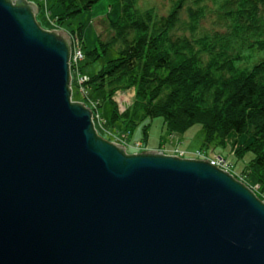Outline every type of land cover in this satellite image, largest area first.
I'll return each mask as SVG.
<instances>
[{"label": "water", "instance_id": "1", "mask_svg": "<svg viewBox=\"0 0 264 264\" xmlns=\"http://www.w3.org/2000/svg\"><path fill=\"white\" fill-rule=\"evenodd\" d=\"M38 12L0 0V264H264V204L207 161L99 137Z\"/></svg>", "mask_w": 264, "mask_h": 264}, {"label": "trees", "instance_id": "2", "mask_svg": "<svg viewBox=\"0 0 264 264\" xmlns=\"http://www.w3.org/2000/svg\"><path fill=\"white\" fill-rule=\"evenodd\" d=\"M53 1L54 23L60 25L99 0ZM134 1L120 0L121 15L108 24L111 36L106 41L98 37L99 46L90 57L96 59L113 47L117 56L85 87L105 90L108 99L134 89L132 105L121 114L115 108L112 112V120H120L128 129L145 118L161 117L169 136L195 124L200 125L206 145L225 146L234 135L231 152L237 159L248 152L253 155L246 167L256 178L258 193L251 192L264 204V58L245 64L252 53L264 54V0H192L186 7L189 31L200 28L209 2L218 5L215 13L222 29L197 39L174 40L171 32L184 0L160 17L152 9L136 10ZM68 34L81 41L80 27ZM249 49L251 53L245 55ZM203 55L209 57L206 64ZM147 128L142 130L144 136ZM241 136L249 140L238 144ZM240 176L246 188H253Z\"/></svg>", "mask_w": 264, "mask_h": 264}, {"label": "rangeland", "instance_id": "3", "mask_svg": "<svg viewBox=\"0 0 264 264\" xmlns=\"http://www.w3.org/2000/svg\"><path fill=\"white\" fill-rule=\"evenodd\" d=\"M28 3L39 5V12L35 19L40 27L45 31L63 30L71 33L76 28H81V48L84 55L83 60L79 63V71L73 70L70 74L72 83L71 101L84 105L88 110H92L94 128L102 139L114 142L117 137L126 149V154H142L145 152H159L162 150L168 152H183V159L202 160L195 156L196 151L204 152L209 158L219 157L224 159L227 164L231 165V173L234 175H244L246 182L253 187L252 192L257 195L256 178L247 171V163L252 159L251 153H246L241 159H237L231 152L230 144L235 138L234 135L228 138L225 146L215 145V143L204 144V133L200 125H193L185 132L179 135L169 136L161 117L145 118L137 126L128 129L120 120H112L113 108L121 114L134 102V89L124 92H117L112 98H106L105 90H93L86 86L83 91L78 88L79 77L89 80L97 75L103 69L105 64L117 56V47L109 48L100 57L93 59L90 53L99 46L98 37L106 41L112 34L109 29V21L115 22L121 15L120 0H99L89 10L78 13L60 25L54 23L53 0H26ZM178 0H135V9L144 11L152 9L156 16H167L173 9ZM192 0H184V5L177 12V24L171 32L172 40L187 37L189 39H197L204 33H212L220 31L222 27L218 24L217 14L215 13L218 5L208 3V13L200 21L199 29L192 33L187 29L188 13L186 7L192 5ZM59 27V28H58ZM251 49L245 51V55H249ZM264 58L262 52H254L246 58L245 64L251 66L257 61ZM201 61L206 64L209 57L203 55ZM225 75L226 73H221ZM96 113L101 119L100 122L96 118ZM144 126H148L146 136L143 134ZM99 133V134H98ZM126 137V139H125ZM249 139L241 136L238 144ZM141 144L140 147L136 145Z\"/></svg>", "mask_w": 264, "mask_h": 264}, {"label": "built area", "instance_id": "4", "mask_svg": "<svg viewBox=\"0 0 264 264\" xmlns=\"http://www.w3.org/2000/svg\"><path fill=\"white\" fill-rule=\"evenodd\" d=\"M69 37H70V50H69L68 65H69V76H70V74H71V72L73 70H78L79 71V67L78 66H79V63L83 60L84 55H83V52H82L81 41H80L79 37L77 35H71V34H69ZM87 81H88L87 79L79 77V79H78V88H79L80 91H83L85 89L84 86L87 83ZM71 82L72 81H71V77H70V91L72 93V83ZM94 116H95V114L92 113V122H93V117ZM96 118L100 122L101 119L99 118L97 113H96ZM93 125H94V123H93ZM114 138H115L114 142H112V141L111 142L108 141V142L116 144V145H119V146H122L123 149H124V152L126 154V149L123 146L122 142L120 140H118L117 137H114ZM125 139H126V137H125ZM140 146H141V144L136 145L137 148L140 147ZM159 153H161L163 156L177 157L179 159H183L184 156H185V153L178 152V151H176V152H168V151L162 150V151H159ZM194 154H195V156H197V157L202 159V160H199V161H207L208 164L213 165L218 170H220V171H222L224 173H227L229 176H231L237 182L245 185L244 178L242 176H240V175H235V174L233 175L231 173V165L227 164L224 159H221L219 157L209 158L207 155H205L204 152H201V151H196ZM134 155H137V154H134ZM190 160H195V159H190ZM247 189H251L250 191H252L253 188H250V187L247 186Z\"/></svg>", "mask_w": 264, "mask_h": 264}]
</instances>
